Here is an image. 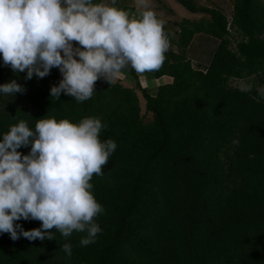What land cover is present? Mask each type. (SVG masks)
Returning a JSON list of instances; mask_svg holds the SVG:
<instances>
[{"label": "trees", "instance_id": "16d2710c", "mask_svg": "<svg viewBox=\"0 0 264 264\" xmlns=\"http://www.w3.org/2000/svg\"><path fill=\"white\" fill-rule=\"evenodd\" d=\"M177 1L209 17L176 22L177 38L166 31L177 49H168L159 70L146 72L170 78L154 94L128 67L148 122L134 88L101 78L89 100L63 93L57 100L49 92L61 79L57 68L25 80L0 60V84L16 79L25 89L0 96V135L20 120L34 127L40 118L77 123L91 116L107 125L100 139L117 144L103 175L90 181L105 209L95 218L102 228L96 242L82 247L84 233L65 238L55 229L48 230L54 239L43 241H13L5 233L0 264H264V1L234 0V33L222 10ZM197 33L219 40L204 69L187 56ZM234 40L237 51L230 49ZM252 75L250 88L229 84ZM18 223L30 230L41 222Z\"/></svg>", "mask_w": 264, "mask_h": 264}, {"label": "clouds", "instance_id": "9594fccd", "mask_svg": "<svg viewBox=\"0 0 264 264\" xmlns=\"http://www.w3.org/2000/svg\"><path fill=\"white\" fill-rule=\"evenodd\" d=\"M139 2L142 10L131 17L115 7L117 0H0V60L25 80L57 68L61 79L50 86V97L89 100L98 79L112 83L128 67L141 74L162 67L169 49L163 21L146 0ZM233 45L237 51V41ZM24 91L16 79L0 84V96ZM106 127L98 117L77 123L53 117L34 127L20 120L0 135V235L53 240L48 230L55 229L65 238L84 233L82 247L96 242L102 228L95 218L105 209L90 181L103 175L117 148L114 140L100 139ZM21 220L40 221V227L25 230ZM63 251L71 256L72 245L63 244Z\"/></svg>", "mask_w": 264, "mask_h": 264}, {"label": "rangeland", "instance_id": "374dc122", "mask_svg": "<svg viewBox=\"0 0 264 264\" xmlns=\"http://www.w3.org/2000/svg\"><path fill=\"white\" fill-rule=\"evenodd\" d=\"M264 1V0H263ZM147 7L150 8L152 11L156 13L158 19L163 21L164 25V33L166 38L168 39V34L172 37L177 38V31L179 30L176 22L181 21L183 18L188 19H196L199 20L201 17L208 18L207 14L202 13H190L184 6H182L177 0H146ZM199 5H204L212 9L222 10L224 14L228 15L230 19V15L233 13L234 7V0H196ZM115 7H118L122 10L127 11L131 17H137L138 12L142 10V6L139 0H117ZM169 41V49H177L175 45ZM219 40L204 34V33H197L194 35L192 42L188 49V58L192 61L194 66L204 69L211 61L212 55L216 49ZM232 50H235V46L233 45ZM4 68V66H3ZM144 74V76H143ZM140 74L139 83L141 87L147 89L151 94H154L155 89H151L148 87V82L144 81V77L147 79H151L153 76L148 73ZM255 78L254 75L251 77H244L243 79H235L232 78L229 81V84L232 87L243 88L247 87L250 88L253 84V79ZM165 81V79L163 80ZM169 80H166L167 82ZM114 83H120L125 87L134 88L139 99V105L141 108V115L144 122H148L151 120V113L145 110V99L142 96L141 91L136 86L135 78L132 74H127V72L122 71L117 78L114 80ZM264 87L259 86V89ZM23 100L21 101V103ZM24 104V103H22Z\"/></svg>", "mask_w": 264, "mask_h": 264}, {"label": "crops", "instance_id": "0c3cea01", "mask_svg": "<svg viewBox=\"0 0 264 264\" xmlns=\"http://www.w3.org/2000/svg\"><path fill=\"white\" fill-rule=\"evenodd\" d=\"M125 70V72H127V74L129 73V74H132L131 72H130V69L129 68H126V69H124ZM124 70H123V72H124ZM135 73L138 75V77L140 78V74L141 73H137L136 71H135ZM143 74V73H142ZM141 74V75H142ZM143 76H144V74H143ZM165 79V81L166 80H170V78H168V77H161V78H158V79H155L154 77H152L151 79H147L146 77H144V81L145 82H148V87L149 88H151V89H154V88H157V86L159 85V84H162V83H165V81H163Z\"/></svg>", "mask_w": 264, "mask_h": 264}, {"label": "built area", "instance_id": "2783aa9c", "mask_svg": "<svg viewBox=\"0 0 264 264\" xmlns=\"http://www.w3.org/2000/svg\"><path fill=\"white\" fill-rule=\"evenodd\" d=\"M230 24H231V19H228V27H227V30L231 31V33H234V29H231Z\"/></svg>", "mask_w": 264, "mask_h": 264}]
</instances>
